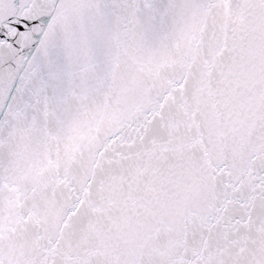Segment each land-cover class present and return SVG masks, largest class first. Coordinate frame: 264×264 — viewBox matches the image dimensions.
Returning a JSON list of instances; mask_svg holds the SVG:
<instances>
[{
	"label": "snow or ice",
	"instance_id": "obj_1",
	"mask_svg": "<svg viewBox=\"0 0 264 264\" xmlns=\"http://www.w3.org/2000/svg\"><path fill=\"white\" fill-rule=\"evenodd\" d=\"M0 264H264V0H0Z\"/></svg>",
	"mask_w": 264,
	"mask_h": 264
}]
</instances>
